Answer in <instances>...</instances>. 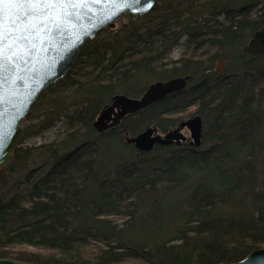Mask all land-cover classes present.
<instances>
[{"label":"trees","instance_id":"trees-1","mask_svg":"<svg viewBox=\"0 0 264 264\" xmlns=\"http://www.w3.org/2000/svg\"><path fill=\"white\" fill-rule=\"evenodd\" d=\"M262 27L264 0H160L155 13L87 41L68 76L33 106L35 122L25 124L10 169L25 168L36 151L34 172H45L31 183L27 173L23 192L0 198V258L219 264L264 247V54L241 55ZM177 45L184 52L170 60ZM219 59L227 67L217 74ZM78 76L90 81L79 84ZM182 76H191L184 90L107 130L94 126L113 95L139 97L150 79ZM191 106L204 123L201 147L143 152L125 141L151 126L170 131L182 120L173 115ZM42 107L48 112L40 115ZM56 123L65 126L59 147L22 146ZM93 242L103 247L88 254ZM17 246L43 253L10 251Z\"/></svg>","mask_w":264,"mask_h":264},{"label":"water","instance_id":"water-1","mask_svg":"<svg viewBox=\"0 0 264 264\" xmlns=\"http://www.w3.org/2000/svg\"><path fill=\"white\" fill-rule=\"evenodd\" d=\"M158 0H70L68 3L2 5L3 40L0 41V171L11 166L14 152L41 93L64 78L87 39H94L105 28L116 29V19L125 22L157 10ZM29 12L28 17L24 16ZM119 28V27H118ZM242 56L264 54V27L255 32L242 48ZM227 61L219 59L215 71L225 70ZM189 77H176L150 84L139 98L114 95L104 106L94 126L103 130L128 114L143 110L186 87ZM112 122L105 126V123ZM203 123L199 115L181 121L163 136L148 127L134 137H126L143 152L154 145L180 146L187 129L190 146L201 144ZM0 264H35L0 258ZM219 264H264V247L250 252L243 260Z\"/></svg>","mask_w":264,"mask_h":264},{"label":"rangeland","instance_id":"rangeland-1","mask_svg":"<svg viewBox=\"0 0 264 264\" xmlns=\"http://www.w3.org/2000/svg\"><path fill=\"white\" fill-rule=\"evenodd\" d=\"M119 19H121V18H119ZM119 23H120V21L116 22V29H113V30L110 29V28L109 29H107V28L104 29L103 32L97 38L98 39H100V38L101 39H105V38H107V32H110V31L111 32H117L119 30V28H118L119 27V25H118ZM181 42H182V40L180 41V43ZM183 52H184V46L177 45L176 47H174L171 50V52L169 54V59L170 60H177V59H179L182 56ZM68 74L66 75V77L68 76ZM88 77L84 78V77L78 76L77 77V82H79V84L87 83L88 81H90L88 79ZM90 78H93L92 75L90 76ZM154 79L155 78L150 79V83L153 82L152 80H154ZM60 81L61 80H59L57 83H59ZM94 81H95V83H97L96 82L97 81L96 79H94ZM56 84H54V85H56ZM54 85H52V86H54ZM52 86H50V87H52ZM49 88H47L45 91H47ZM71 91H72L71 89L68 90V93H66V94H70ZM42 94L43 93H41V95ZM41 95L39 96V98L41 97ZM58 95L60 97H62L63 95H65V93L63 91V92H58V93L52 94L49 97L43 98L42 99L43 102H41L40 104H43L44 102H47L48 101V98L52 99V98H55V96H58ZM44 110H47V109H44ZM44 110H43V107H42V111L41 112H37V113H40V115H43V113L45 112ZM195 110H196V106H191L188 109L180 112L179 114L173 115V116L182 118V120H187V119H189L190 117H192L194 115ZM46 112H48V110ZM31 118H32V121L30 120ZM30 119L28 120L29 122H35V120L33 119V114L30 117ZM25 124H26V122H24L22 124V126L25 127ZM205 129H206V135L209 136V134L211 133V131L209 130V128H205ZM182 131H183V134L184 135H186L187 137H189V132H188L187 129H184ZM64 134H65V126H63V124H61V123H56L52 127H50L47 130H45L40 135L31 136L28 139H26L25 141H23L22 146L23 147H27V148H29V147L30 148H36V147H38L40 145H46V144H52L53 143L54 145H56V146L59 147L60 144H61L60 143L61 140L65 137ZM258 135L261 136V140H262V143L259 142L260 143V146H261V148H264V123L261 124V127L259 129ZM23 138H24V136L22 137V139H21L20 143L18 144V146L16 147V149L21 145V142H22ZM188 140H189V138H188ZM35 153H36V151H34V153H32L30 155V157L31 156H33V157L29 161H27V163L25 165V168H13V169H10L9 168V169H6L7 171L3 172L0 175V198H4L6 192H9L11 190H13L14 193L15 192H17V193L18 192H23L24 189H25V187L27 186V183L28 182L31 183L32 178H33V175L34 176L35 175H40V174H42V173L45 172V168L41 169L39 173H35L34 172L37 168L40 167V164H33L32 163L37 158V155H34ZM263 155H264V153H263ZM30 172H33V173H31L29 175L28 181L26 183L24 181L25 176H26L27 173H30ZM14 193H12V195ZM112 219H114V218L112 217ZM117 220H118V222L121 221V219H117ZM150 222H152V221H150ZM99 247H103V245L100 244V243L93 242L89 246V252L87 251L88 254H90V252H96V250ZM10 251L11 252H13V251H28V252H33V253H43V252H39L38 250L29 248V247H24V246H17V247H14V248H10ZM121 264H144V263L141 262L140 260H137V259L127 258Z\"/></svg>","mask_w":264,"mask_h":264},{"label":"snow or ice","instance_id":"snow-or-ice-1","mask_svg":"<svg viewBox=\"0 0 264 264\" xmlns=\"http://www.w3.org/2000/svg\"><path fill=\"white\" fill-rule=\"evenodd\" d=\"M70 0H0V6L2 5H32V4H57V3H68ZM0 13H2V9H0ZM30 15L29 12H25L24 16L28 17ZM3 18L2 14H0V41L3 40Z\"/></svg>","mask_w":264,"mask_h":264}]
</instances>
